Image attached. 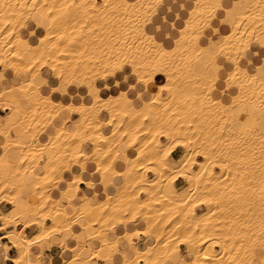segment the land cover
<instances>
[{
    "label": "bare ground",
    "instance_id": "obj_1",
    "mask_svg": "<svg viewBox=\"0 0 264 264\" xmlns=\"http://www.w3.org/2000/svg\"><path fill=\"white\" fill-rule=\"evenodd\" d=\"M178 1L181 25L171 24L165 44L147 24L167 0H0V109L5 111L0 195L12 192L6 199L10 208L0 211V229L5 228L0 239L15 247L13 264H42L35 249L53 244L70 254L62 264H89L84 240L74 229L80 217L97 229L85 235L100 242L91 258L104 249L106 261L119 255L116 264H165L172 253L185 252L191 255L186 264H261L264 239L244 258L237 244L243 236L233 226L241 201L236 164L245 162L240 148L250 130L253 147L250 138L245 142L253 150V210L264 226V0ZM225 67L217 98L216 80ZM128 70L134 79L129 89L142 87L135 96L127 90L98 93L126 80ZM70 85L84 86L92 103L63 102ZM61 111L81 119L72 129L54 126ZM98 111L106 117L98 118ZM119 143L125 151L117 150ZM175 148L181 152L173 159ZM10 150L16 152L13 161L6 157ZM88 161L95 162L102 187L104 173L114 178L115 191L107 195L103 189L104 199L91 204L93 183L86 180L84 205L73 204ZM226 168L232 171L222 177L230 187L225 205L234 214L227 212V226L217 229L205 211L196 210L203 206L209 212L215 190L204 182L218 179ZM64 171L72 176L63 179ZM178 177L187 185L176 188ZM26 178L31 184L22 195ZM19 218L23 227H36L32 236L15 227ZM138 220L145 227L130 229ZM117 227L131 257L118 250L116 239L106 238L105 231ZM144 238H152L153 245L140 250L136 244ZM59 258L49 256L47 264Z\"/></svg>",
    "mask_w": 264,
    "mask_h": 264
},
{
    "label": "rangeland",
    "instance_id": "obj_2",
    "mask_svg": "<svg viewBox=\"0 0 264 264\" xmlns=\"http://www.w3.org/2000/svg\"><path fill=\"white\" fill-rule=\"evenodd\" d=\"M210 71L211 72H214L215 71V68H211L210 69ZM7 74H10L11 73V70L9 71H5ZM130 71L128 70L127 72H125V75H126V80H122L121 82H120V84L118 85V86H111V89L109 88V89H100V91L98 92L101 96H104V97H106V96H108V95H114V94H116V93H118L120 90H127L128 88H129V86L128 85H131V84H133L134 82H133V76L129 73ZM128 73H129V75H128ZM45 74L49 77H51L52 75H51V73L50 72H47V71H45ZM49 74V75H48ZM120 74V75H119ZM119 75V76H118ZM124 74H121V73H117L116 74V76L117 77H122ZM226 76V72L225 71H221L220 73H219V78H218V80H216V87L218 88V89H216V96H217V98H219L220 96H221V94H220V89H221V87H223V85H224V77ZM132 78V79H131ZM97 80V79H96ZM131 83H130V82ZM126 82V83H125ZM133 82V83H132ZM123 84V85H122ZM138 87H139V84L137 85ZM71 87V88H70ZM82 88H85L84 86H81ZM117 88V89H116ZM70 89L72 90V91H70ZM104 90V91H103ZM235 90V89H234ZM41 91H44L43 89L41 90ZM68 96L65 98H63L62 97V101L63 102H72V103H83V104H86V105H88V104H90V103H92V97H91V95H88L87 93H86V90H84V91H82L81 93H79V91L77 90V94L76 95H74V91H73V89H72V86L70 85L69 87H68ZM129 91V90H128ZM111 92H114V93H111ZM235 92V91H234ZM104 94V95H103ZM162 94H164V92L162 91ZM74 96L77 98V102H75L74 101ZM70 98V99H69ZM68 99H69V101H68ZM89 99V100H88ZM225 103H228L229 101L228 100H225L224 101ZM182 103V102H181ZM141 103L140 102H136V106H139ZM183 104V106H185V104L186 103H182ZM170 105V104H169ZM173 106L174 105H176V103H173L172 104ZM175 107V106H174ZM169 108H171V106L169 107ZM243 109H244V112L245 113H247V112H250L251 110V106L248 104V103H243ZM4 112L5 111H3L2 113L4 114ZM97 116H98V118H102V117H105L106 116V114H105V112L104 111H98L97 112ZM243 117L245 116V115H242ZM81 119V118H80ZM246 118H243V123H245L246 122ZM69 122V121H68ZM252 131L250 130L249 131V135H248V137L245 139V138H243V140L245 139L246 140V142H248V141H250L249 140V138L250 137H252V135L254 134V132H252ZM161 139H163L162 137H161ZM251 139V138H250ZM253 139V140H252ZM251 139V144L254 142V138H252ZM42 140V139H41ZM245 140L243 141V145L246 143L245 142ZM248 140V141H247ZM84 143H88V141H85ZM246 144H248V145H246ZM245 145L246 146H243V145H241V148L240 149H242V152L244 153V154H242L241 156H242V160L243 161H245V162H240L241 164H239L238 163V165L236 164V166H239V167H237L238 169H240L239 171H240V173H238L237 175V179H236V182L238 181L239 183H238V185L240 186V187H242L241 188V190L243 191H240L239 189H240V187L237 189L238 190V200L240 199L241 201H240V204L237 206V207H239V208H237L236 210H235V212H236V214L234 215V217H235V220H236V222H235V225L233 226L234 228L233 229H236V231H238L239 232V234L241 235V237L243 236V239L242 240H239L238 241V245L240 244V246H241V248L243 249V250H245L244 251V254H245V256H244V258H246V253H247V250H249L251 247L252 248H254V246H255V244L257 243V240H259V239H264V226H261V223H259V221H258V219L256 218V215H255V213H254V210H253V202H255V199L254 198H256V195H255V192H256V185L254 184L255 183V181H254V179L252 180V174L250 173V172H252V170H253V168H251V165L252 164H249V163H251V158H252V151H251V149H252V147H253V144H252V147L251 146H249V145H251L250 143H246ZM243 146V147H242ZM249 147V148H246V147ZM117 148L119 149V150H123V149H125V147H124V145L123 144H121V143H119L118 145H117ZM246 148V149H245ZM251 148V149H250ZM239 149V152L241 151ZM181 150V149H180ZM245 150H247V151H245ZM245 151V152H244ZM41 157L43 158V157H45V155H41ZM247 161V162H246ZM249 161V162H248ZM88 162H90V161H88ZM92 165H93V170H94V173L93 174H91V175H88L89 177H90V180H92L93 182H94V184H95V193H96V195H93V196H96L97 198V200H95V202L96 201H101V200H103V199H99V198H101L102 197V192H101V183H100V177H99V174H98V172H96V164H95V162H90ZM234 166H235V164H233ZM233 165H231V169H233ZM215 170H219V169H217V168H214ZM231 169H228V172H231L232 170ZM248 169V170H247ZM251 169V170H250ZM226 170V171H225ZM246 170V171H245ZM243 171V172H242ZM226 173V175H228L229 176V173L227 172V168L226 169H224V171H222V173L220 174L221 175V178L223 177V175H225V173ZM247 173V176H246V173ZM84 173V172H83ZM148 175H150V173H148ZM220 175L218 176L219 178L218 179H216V180H211L210 181V183H208L207 181H205V179H204V183H206V184H204V186L206 187L207 186V188H209V187H213V189L215 190V195L213 196L215 199H214V202H216V203H214L213 202V206L211 207V211L209 210V212H208V210L207 209H203V206H202V208L200 207V208H198L197 209V211L198 212H204L205 214H203L205 217H210V219H208V221H210L211 223H215V228L217 227V229L218 228H220V229H225V227L227 226V219H228V216H229V214L231 215V214H234V210L233 211H231L230 212V210H231V208L230 209H227V205H225V201L227 200V198H228V196H229V194H227V191L230 189V187H229V189L227 188V186L225 185V182H226V179H224V178H220ZM225 175V176H226ZM87 176V173H84L83 174V177L85 178ZM226 178H227V176H226ZM222 180V181H221ZM241 180V181H240ZM99 181V184L97 183ZM221 182V184H220V182ZM185 182V185H187L186 184V181H184ZM214 182H216V186L214 185L215 183ZM224 182V183H223ZM241 182V183H240ZM243 183V184H242ZM213 184V185H212ZM223 184H224V187H222L223 186ZM241 184V185H240ZM100 186V187H99ZM220 186V187H219ZM229 186V185H228ZM220 188H222V190L220 189ZM224 188H225V190H226V192H225V190H224ZM220 189V190H219ZM51 191H53V190H49V193H51ZM86 192H87V190H85ZM113 191V190H112ZM112 191L110 190L109 192L110 193H112ZM11 192V191H10ZM12 194V192L11 193H8V195L7 194H5V193H2L1 195H0V200H5L6 202H7V200H9V196ZM221 195V196H220ZM228 195V196H227ZM255 196V197H254ZM226 197V198H225ZM254 197V198H253ZM217 198V199H216ZM7 199V200H6ZM62 200V202H63V199H61ZM5 201H1L0 203H4ZM97 202V203H98ZM218 202V203H217ZM220 202V203H219ZM93 203H94V201H93ZM93 203H91V204H93ZM97 203H95V204H97ZM58 204V203H57ZM220 205V206H219ZM226 207V208H225ZM228 210V211H227ZM226 211V212H225ZM229 214H228V213ZM210 213H212V214H210ZM218 214H219V216H218ZM228 214V215H227ZM212 216V217H211ZM233 217V216H232ZM225 218V219H224ZM260 220V219H259ZM214 221V222H213ZM18 222H22V219L21 218H19V219H17L16 220V223H15V225H17L18 224ZM46 222H48L47 220H46ZM220 224V225H219ZM145 225L146 224H144V222H142V221H140V220H138V221H136V223L134 224V225H132L131 227H130V229H132V228H137V229H143L144 227H145ZM223 226V227H222ZM17 227V226H16ZM257 229L260 231H257ZM110 230H106L105 231V235L107 236L106 238L108 239V240H114V239H116L117 240V244L118 243H120V238H116V236L113 234L112 235V237H109V236H111V235H107V233L109 232ZM34 232V230H33V228H31V233H29V234H32ZM111 232V231H110ZM88 237V236H87ZM87 237H85V238H83V240H84V248H85V255L89 258L90 256H91V250L89 249V241H90V239H93V240H97L98 241V239L97 238H87ZM240 237V238H241ZM87 239H88V241H87ZM173 241V243H174V241L175 240H172ZM99 242V241H98ZM100 243V242H99ZM153 245V243H149V245ZM39 246V245H38ZM37 246V247H38ZM145 246L146 245H144V244H140L139 245V248H145ZM181 247L183 246V245H180ZM125 247V246H124ZM185 247V245L183 246V248ZM35 251H37L36 249H35ZM37 252H39V251H37ZM62 257L61 258H59V260L58 261H56L55 262V264H62V260L63 259H66V258H68L69 256H70V254L68 253V252H66V253H64L63 254V251H62ZM116 254H114V256H115ZM66 256H68V257H66ZM191 258V255H190V253H188V252H185V253H183L182 254V256L181 255H179L178 253L176 254V253H172L171 255H170V257H169V259L167 260V261H165L166 263L165 264H169V262H175V263H180V264H186L187 263V260H189ZM244 260V259H243ZM260 263L261 264H264V258H261L260 259Z\"/></svg>",
    "mask_w": 264,
    "mask_h": 264
},
{
    "label": "crops",
    "instance_id": "obj_3",
    "mask_svg": "<svg viewBox=\"0 0 264 264\" xmlns=\"http://www.w3.org/2000/svg\"><path fill=\"white\" fill-rule=\"evenodd\" d=\"M185 3L187 5L191 4L189 2V0H185ZM179 9H180V6H179V1L178 0L177 1L176 0L175 1L167 0L166 3L160 4L158 6V8H157L158 11L155 14L153 20L150 23L147 24V28H148L147 30L152 31L155 34L157 39H159L162 42H164L165 44H167L166 42H168V37H169L168 33L170 34L172 32L171 24L173 23L174 27H177V26L181 25L182 16L178 17L176 15L178 13ZM157 26H159V27H157ZM32 41H34L33 38H32ZM228 70H229V68L225 67L222 71H225L226 74H227ZM3 75H4V73L0 72V77L3 76ZM109 85H111V83H109ZM137 85L138 84L135 85V88H130V89L128 88L127 89V94L130 95V96H135L137 91L142 88L140 86V84H139V87ZM42 89L44 91H47V87L46 86H42L41 90ZM72 89L74 91V95H75L77 90L79 91V93H81L84 90H87L86 88H82V87H79L78 89L74 87ZM90 91L92 93H95L96 92V88H92V89L90 88ZM74 101L77 102V98L75 96H74ZM2 112H3V110L0 109V116L3 115ZM105 117H103V118H105ZM103 118H100V119H103ZM79 120H80V116H77L75 113L74 114H70L67 111H61L59 116L54 119L53 125L54 126H60V125L63 124L68 129H72L73 128V123H75V121H79ZM105 131H108V129H106ZM51 132H52V129L49 127V128H47V131H46L45 134L47 135V134H49ZM41 139H45V136L42 135ZM2 143H3V137L0 135V153H1V145H2ZM117 150L119 152L125 151V149L119 150L118 148H117ZM10 151H8L6 153V157L9 160L13 161L16 158V156H15L16 152L12 151V150H10ZM180 152H181L180 148H175L171 152V157L173 159L177 158V156L180 154ZM86 170H87V172H85V173H87V176L84 178L83 177L84 173L81 174L82 179H81V181L78 184V187H79L78 191L72 197V203L73 204L84 205V200L81 197L85 193V190H86V185H85L84 182L86 180H90V177L88 175H91V174L94 173L93 165L91 163H87L86 164ZM37 171L39 172V170H37ZM74 172L75 173L79 172V168L75 167L74 168ZM71 176H72V174H70L68 171H64L62 173V178L63 179H69ZM26 179L29 180V178H26ZM26 179H25L24 187L21 189V194L22 195H26V191L29 188L28 186H29V184H31V181L30 180L27 181ZM113 180H114V178L110 174L104 173L103 174V181H104V185L103 186L104 187H102V185L99 184V181L97 182L101 186V189H102L101 190L102 197L99 198V199H103L104 198L103 189H104V192L107 195H111V194L114 193L115 188H114L113 183H112ZM90 181H92V180H90ZM92 183H93V188H92V193H90V201H91V203H93V201H94L93 204H95L98 201L95 202V200H97L96 199L97 197L93 196V195H96L95 194V184H94L93 181H92ZM174 185H175L176 188H180V187L185 185V182H184V180L182 178L178 177L174 181ZM110 189H111V191L113 190L112 193L109 192ZM1 201H5V200H0V202ZM57 203L58 204H62V200L61 199H57ZM62 206L66 207L67 203H63ZM8 208H10V204L7 203L6 201L4 203H0V211H3V210L8 209ZM76 222H77V226L78 227H75L74 229L77 231V233L80 235V237L82 239L85 238V235H93L97 231L96 226L91 224V223H89L88 220L83 218V217H80ZM15 227L19 228L20 230H22L27 236H32L34 234L35 230H36L35 229L36 227L34 225H29L27 227H23V225L21 223H18L17 225H15ZM31 228H33L34 232L32 234H29V233H31ZM4 231H5V228L0 229V237L2 236ZM110 231L107 233V235H111L109 237H112L113 234L116 237L120 236V243L117 244L118 250L122 251V254L125 255L126 257H131L132 253H130L131 251L129 250V247H127L128 244L121 238V235H120V234L123 233V229L121 227H117V228H115V230H110ZM67 237H70V234H67ZM0 242H1L0 243V264H13V262L10 260V257H12L13 255L16 254L15 247H12V246L8 245V239L5 238V237L1 238ZM150 242L153 243V239L152 238H150V239L149 238H144V239L138 240L136 245H138L137 246L138 249L142 250L144 248H139V245L140 244H144V245L147 246V245H149ZM183 246L182 247L180 246L181 250L183 249ZM98 247H99V242L97 240L90 239V241H89V249L90 250L97 249ZM36 250L41 252L40 261H41L42 264H47L48 263L49 256H52V255L55 256L56 255L58 257H62V255H61L62 254V249L57 244H53L50 248H47L46 245H40V246H38L36 248ZM104 252L106 253V251H104V249H100L98 257L97 256H92V258H91V256H90L89 257V264H116V263H118L121 260V258L119 259V255L116 254L115 256H113V258L111 260L106 261V260L103 259V256H102V255L105 254ZM4 254H6V255H4ZM63 254H64V252H63ZM178 264H180V263H178Z\"/></svg>",
    "mask_w": 264,
    "mask_h": 264
}]
</instances>
